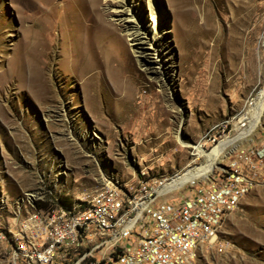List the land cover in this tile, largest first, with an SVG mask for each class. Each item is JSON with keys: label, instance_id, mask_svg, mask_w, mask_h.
<instances>
[{"label": "rangeland", "instance_id": "1", "mask_svg": "<svg viewBox=\"0 0 264 264\" xmlns=\"http://www.w3.org/2000/svg\"><path fill=\"white\" fill-rule=\"evenodd\" d=\"M108 1L0 0L1 226L14 225L27 193L37 206L73 204L106 177L136 187L184 174L207 163L194 146L209 153L252 119L264 90V0H157L158 36L149 0H125L137 19L121 23ZM136 22L148 26L143 42L166 48L161 60L127 35ZM246 157L263 185L194 264H264V110L217 161Z\"/></svg>", "mask_w": 264, "mask_h": 264}, {"label": "built area", "instance_id": "2", "mask_svg": "<svg viewBox=\"0 0 264 264\" xmlns=\"http://www.w3.org/2000/svg\"><path fill=\"white\" fill-rule=\"evenodd\" d=\"M246 160L217 161L168 193L163 187L183 174L141 179L136 187L106 177L79 201L45 209L36 192L27 193L16 201L14 225H0V264H194L241 200L263 185L259 165Z\"/></svg>", "mask_w": 264, "mask_h": 264}, {"label": "bare ground", "instance_id": "3", "mask_svg": "<svg viewBox=\"0 0 264 264\" xmlns=\"http://www.w3.org/2000/svg\"><path fill=\"white\" fill-rule=\"evenodd\" d=\"M99 1L100 0H91L94 7ZM124 2L125 0H109L108 3L110 4V6L108 7L107 11L112 15V17L115 18V20L119 21L120 23L122 21L136 20L137 12L131 10V8L128 6L126 7ZM149 9H150V12L152 13V19H153L152 23L154 25L153 32L155 36H158L159 28L162 27L163 23L160 19L161 9L157 3V0H149ZM124 14L126 16H124ZM137 23L139 22H136V24H131L127 26L125 25V31L127 35L131 37V40L136 45L140 46V45L145 44L147 45V47L152 48L153 53L156 56H159V60H161V57L164 55L163 51H166L165 50L166 48L161 43H158V44L155 43L156 40L152 38H148L145 40V42H143L141 39V36L143 37L144 35V37H147L146 29L148 28V26L143 24L142 27H140L138 26ZM164 29H167V28L165 27ZM263 110H264V90L261 93L260 97H258L255 100V106L252 109V119L247 124L246 128L242 129L236 137L228 138L227 140L222 141L218 146H216L209 153H205L201 145L194 146L195 151L198 155H202L207 158V163L199 167L191 168L188 171H186L183 175L172 179L170 183L166 184L163 187L162 193H168L171 190L177 189L181 187L183 184H185L186 182L193 180L194 178L202 176L206 174L207 172H209L213 168L217 160L219 159L220 155L224 152V150L229 145L233 144L235 141H237L240 138L246 137L248 134H250L254 130V128L257 126L258 119L262 115Z\"/></svg>", "mask_w": 264, "mask_h": 264}, {"label": "trees", "instance_id": "4", "mask_svg": "<svg viewBox=\"0 0 264 264\" xmlns=\"http://www.w3.org/2000/svg\"><path fill=\"white\" fill-rule=\"evenodd\" d=\"M57 201L60 202V203H65L62 199H58ZM38 208L39 209H45L46 208V204H39Z\"/></svg>", "mask_w": 264, "mask_h": 264}]
</instances>
